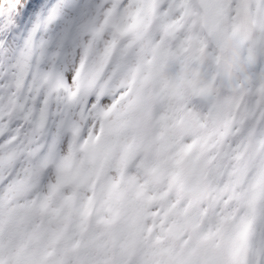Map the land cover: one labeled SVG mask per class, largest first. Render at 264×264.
I'll return each instance as SVG.
<instances>
[{
  "label": "rangeland",
  "instance_id": "rangeland-1",
  "mask_svg": "<svg viewBox=\"0 0 264 264\" xmlns=\"http://www.w3.org/2000/svg\"><path fill=\"white\" fill-rule=\"evenodd\" d=\"M55 2L32 0L6 55L47 35ZM82 2L84 31L110 40L93 68L96 100L77 105L54 157L0 193V259L245 264L258 253L251 238L264 240V8L259 0H110L115 7L102 15L97 5L109 0ZM25 68L21 61L17 90ZM16 110L0 105V118ZM33 147L25 140L30 165Z\"/></svg>",
  "mask_w": 264,
  "mask_h": 264
},
{
  "label": "snow or ice",
  "instance_id": "snow-or-ice-1",
  "mask_svg": "<svg viewBox=\"0 0 264 264\" xmlns=\"http://www.w3.org/2000/svg\"><path fill=\"white\" fill-rule=\"evenodd\" d=\"M18 4L19 0H8L7 5L0 0V105L4 108L10 102L17 105L13 114L0 118V125L4 126L0 132V193L14 181L30 180V167L41 166L55 156L58 145L63 142V126L75 116L77 105L85 97L88 105L95 102L93 68L101 49L110 46L107 34L103 40L96 41V30L84 31L86 5L82 0H57L49 5L45 17L47 35L35 45L29 43L15 57H9L5 54L6 40L10 34L18 35L22 14L32 0L19 8ZM259 5L264 8V0H259ZM97 6L102 15L115 7L110 0ZM21 61L26 68L17 90L13 81L19 76L17 68ZM102 102L106 103L107 97ZM25 140L34 145L30 149L31 165L22 159ZM57 186L58 183L52 184L50 193ZM38 203L45 209L48 196ZM87 210L85 204V215ZM259 219L264 221V209ZM251 241L258 247V253L247 258L245 264H264V240L257 243L252 237ZM0 264L6 262L0 259Z\"/></svg>",
  "mask_w": 264,
  "mask_h": 264
},
{
  "label": "bare ground",
  "instance_id": "bare-ground-1",
  "mask_svg": "<svg viewBox=\"0 0 264 264\" xmlns=\"http://www.w3.org/2000/svg\"><path fill=\"white\" fill-rule=\"evenodd\" d=\"M235 22H236V21H235V16L232 15L230 24H231L232 28L236 30V23H235ZM184 30H185L187 33H189V31H192L191 28H190V24L185 25V26H184ZM193 35H196V34H193ZM200 39H201V43H202V45H203L204 47L208 48V49L211 51V49H210V47H209L210 45H209L208 40H204V39H202L201 35H200ZM211 54H213V53H211ZM212 57H213V56H212ZM184 192H185V193H184ZM184 192H183V193L186 194V191H184ZM186 195H187L188 197H190L188 194H186Z\"/></svg>",
  "mask_w": 264,
  "mask_h": 264
}]
</instances>
